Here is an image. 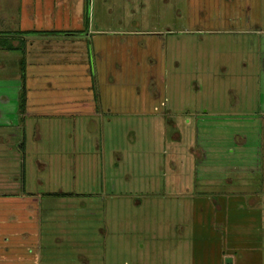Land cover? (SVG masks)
<instances>
[{"label":"rangeland","instance_id":"1","mask_svg":"<svg viewBox=\"0 0 264 264\" xmlns=\"http://www.w3.org/2000/svg\"><path fill=\"white\" fill-rule=\"evenodd\" d=\"M0 141V264H264V0H0Z\"/></svg>","mask_w":264,"mask_h":264},{"label":"crops","instance_id":"2","mask_svg":"<svg viewBox=\"0 0 264 264\" xmlns=\"http://www.w3.org/2000/svg\"><path fill=\"white\" fill-rule=\"evenodd\" d=\"M23 105H24V101H23ZM0 143H3V141H0ZM0 146L2 147V145H0ZM0 164H2L4 166V169L1 170V172L5 171V174H8V165L7 164H9V160L0 158Z\"/></svg>","mask_w":264,"mask_h":264},{"label":"trees","instance_id":"3","mask_svg":"<svg viewBox=\"0 0 264 264\" xmlns=\"http://www.w3.org/2000/svg\"><path fill=\"white\" fill-rule=\"evenodd\" d=\"M21 105H23V101H22Z\"/></svg>","mask_w":264,"mask_h":264},{"label":"water","instance_id":"4","mask_svg":"<svg viewBox=\"0 0 264 264\" xmlns=\"http://www.w3.org/2000/svg\"><path fill=\"white\" fill-rule=\"evenodd\" d=\"M88 4H89V0H88Z\"/></svg>","mask_w":264,"mask_h":264}]
</instances>
